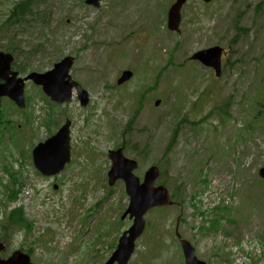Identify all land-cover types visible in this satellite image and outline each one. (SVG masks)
<instances>
[{
    "label": "rangeland",
    "instance_id": "rangeland-1",
    "mask_svg": "<svg viewBox=\"0 0 264 264\" xmlns=\"http://www.w3.org/2000/svg\"><path fill=\"white\" fill-rule=\"evenodd\" d=\"M174 1H104L95 10L84 0H35L26 23L0 33V50L19 49L22 77L70 56V77L89 96L84 107L75 93L55 105L27 82L24 109L0 101L2 259L20 251L32 264L103 263L131 224L121 220L123 184L107 179L118 145L137 162L135 177L157 166L156 185L180 198L145 216L128 264H183L176 234L206 264H264V0H186L170 32ZM14 3L0 0V23ZM212 46L225 51L218 79L189 61ZM127 70L132 78L117 86ZM65 120L70 162L43 176L31 151ZM20 209L28 229L8 226Z\"/></svg>",
    "mask_w": 264,
    "mask_h": 264
},
{
    "label": "water",
    "instance_id": "water-1",
    "mask_svg": "<svg viewBox=\"0 0 264 264\" xmlns=\"http://www.w3.org/2000/svg\"><path fill=\"white\" fill-rule=\"evenodd\" d=\"M100 0H86V3L98 7ZM210 2L212 0H203ZM185 0H176L170 7L167 14V28L172 32H178L180 23V9ZM222 50L213 47L207 50L197 52L191 56V60L198 61L206 67L215 70L216 75L220 72V56ZM13 58L10 54L0 52V98L7 97L19 108H24V85L31 81L35 86H40L42 92L57 104L69 103L71 101L72 90L75 89L77 98L82 106L88 102V94L77 83L71 80L69 70L72 67L73 59L66 57L53 68L45 73H30L29 75L18 78L16 72L11 71ZM132 76L130 71H123L117 85L128 81ZM155 102V106L159 105ZM69 127L70 122L65 121L64 125L45 142L38 144L32 150V161L35 169L43 176L51 177L61 172L64 166L70 160L69 146ZM111 168L108 172V184L112 186L116 180L125 182V190L129 196V206L124 212L122 219L129 216L132 220L131 227L125 231L118 240L115 251L109 259L103 264H128L134 249L135 242L141 236L145 222L143 217L153 208L170 206L171 200L168 191L162 187H154L158 178V170L151 167L144 175L140 184L139 180L132 175L136 169L135 162L125 159L121 150L109 153ZM258 177L264 180V167L258 171ZM184 264H205L194 256V250L191 245L180 240ZM4 246L0 244V252ZM0 264H31L27 255L14 252L7 260H1Z\"/></svg>",
    "mask_w": 264,
    "mask_h": 264
},
{
    "label": "trees",
    "instance_id": "trees-1",
    "mask_svg": "<svg viewBox=\"0 0 264 264\" xmlns=\"http://www.w3.org/2000/svg\"><path fill=\"white\" fill-rule=\"evenodd\" d=\"M34 2L35 0H18V2L14 3L13 6H11L8 14L0 23V33L2 34L5 30H9L11 27L20 26L26 23L27 17L31 15V9L35 6ZM173 50H175V47L173 48ZM5 51L15 54L19 52V49L10 44L5 47ZM22 69L24 68L22 67ZM21 72L22 71H20V73ZM173 197H175L176 199H180L178 196H176V194H173ZM12 198H15V194H12ZM21 212L22 211L20 209L10 215V217L8 218V226L24 224L25 228L28 229L29 225L23 219ZM215 225L216 224H214V226Z\"/></svg>",
    "mask_w": 264,
    "mask_h": 264
},
{
    "label": "flooded vegetation",
    "instance_id": "flooded-vegetation-1",
    "mask_svg": "<svg viewBox=\"0 0 264 264\" xmlns=\"http://www.w3.org/2000/svg\"><path fill=\"white\" fill-rule=\"evenodd\" d=\"M1 101V100H0Z\"/></svg>",
    "mask_w": 264,
    "mask_h": 264
}]
</instances>
